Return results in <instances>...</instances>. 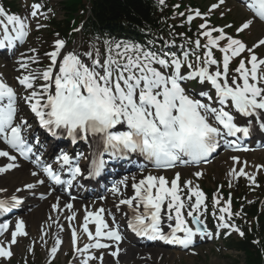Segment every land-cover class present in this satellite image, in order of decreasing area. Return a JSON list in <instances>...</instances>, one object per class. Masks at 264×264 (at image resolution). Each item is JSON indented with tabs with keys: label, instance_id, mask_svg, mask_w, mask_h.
I'll list each match as a JSON object with an SVG mask.
<instances>
[{
	"label": "snow or ice",
	"instance_id": "snow-or-ice-1",
	"mask_svg": "<svg viewBox=\"0 0 264 264\" xmlns=\"http://www.w3.org/2000/svg\"><path fill=\"white\" fill-rule=\"evenodd\" d=\"M160 2L163 3L164 0ZM224 3L225 0H218V3L211 5L208 15ZM245 6L253 13L254 19L264 21V0H245ZM32 7L31 16L36 17L40 6ZM201 15L198 10L195 11L196 17ZM0 17L3 18L0 19V27L4 34V39L0 40V48L13 47L15 40L25 39L28 24L24 18L15 14L8 15L3 8H0ZM188 19L190 22L193 17L189 16ZM253 22V19L245 21L236 30L237 34L249 29ZM9 25L11 31L15 32L14 37L9 34ZM230 27L231 25H225L216 28L207 23L200 25L203 29L200 35L207 40L203 46L200 39H196L194 44L195 49L203 47V56L195 49L185 50L180 56L176 53L145 50L135 43L105 41L106 55L101 59L98 49L95 53L88 51L83 55L75 51L65 52V41L57 40L55 51L47 54L51 60L49 67L41 72L23 75L18 78V82L25 89L31 90L25 99L39 125L53 137L61 132H66L73 141L77 138L87 140L90 136L99 137L103 142L104 153L117 159H127L129 154H138L157 169H170L177 162L199 165L208 160L222 140L226 147L240 150L237 141L242 137H249L251 129L236 123L237 114L255 118L260 130L264 131V58H258L253 49L246 48L241 40L229 36L226 29ZM213 33L218 35L214 37ZM221 41H226L222 47ZM260 46H264V39L259 40L255 47ZM213 49L222 53V62L214 57ZM245 52L250 54L247 58L250 67L246 66L245 59H241L234 70L235 74L229 77L230 61ZM32 62L38 61L32 58ZM19 64L22 69L28 68V63L23 60ZM185 68L186 72L183 71ZM37 80L45 82L39 86V90L35 86ZM191 81L210 85L214 96L211 90L205 91L202 88L199 95L207 98L202 102L187 88ZM117 125L126 126L127 130L113 131ZM29 127L26 120L17 122L16 92L0 80V140L25 159L34 156L32 163L48 180L55 184L66 183L71 187L72 182L82 175L80 167L74 166L73 160L66 153H62L56 160L59 169L42 162L34 151L39 139L34 138V142L30 143L25 135ZM228 137H236V140L226 139ZM104 153L93 159L90 169L92 174L99 175L103 170L106 163ZM0 157H6L12 162L17 159L16 155L6 150H0ZM17 166L15 163H8L6 167H0V173ZM65 167L71 177L67 181L62 180L61 176ZM235 174L234 169L231 175ZM239 174L245 175L243 169ZM32 175L38 176L39 173L33 171ZM195 175L199 177L202 174L197 172ZM249 179L254 181L255 177ZM178 181L179 173L170 182V187L163 175L149 174L138 182L133 177L134 195L119 200L116 205L117 211L120 210V205H127L131 210V216L125 213L128 228L150 241L160 240L185 249L194 244L197 236L211 237L213 233L202 219L207 214L206 206L202 208L204 193L192 186V181H187L184 187L188 189L189 195L185 200L179 195ZM44 182V179H38L36 184L42 185ZM36 184H28L26 188L32 190ZM120 184L127 186V178L121 180ZM111 192L119 194L120 187L114 185ZM192 197H195L194 202ZM20 203L16 196H12L11 201L0 199V212L7 213ZM215 204H219L218 199L214 200ZM66 207L70 211L73 209L71 203H67ZM59 208L57 198L52 209L58 211ZM105 211L107 210L101 208L95 213L86 212L82 232L87 234L89 241L94 242L84 245L83 249L77 247V228L69 225L72 228V245L81 255L90 249L110 247L108 243H101L98 238L117 242L116 250L111 255L116 257L119 254V242L123 237L119 225L109 227L102 215ZM218 212V216L216 212L212 213L218 220V231L230 229L226 235L236 232L241 237L245 236L244 231L230 222L233 215L230 201L226 206L220 207ZM108 215L113 214L108 212ZM74 219L73 212L68 220ZM90 221L96 226L95 235L89 231ZM165 225L170 230L168 233L164 231ZM7 227V224L0 225V234ZM23 228V221H18L12 232L11 244L16 243L17 236L27 235ZM61 244V239L57 237L50 250L51 257L56 256ZM11 255L9 248L0 244V258L8 259ZM95 259L98 257L87 255L81 264H89ZM99 259L102 262V256Z\"/></svg>",
	"mask_w": 264,
	"mask_h": 264
},
{
	"label": "rangeland",
	"instance_id": "rangeland-1",
	"mask_svg": "<svg viewBox=\"0 0 264 264\" xmlns=\"http://www.w3.org/2000/svg\"><path fill=\"white\" fill-rule=\"evenodd\" d=\"M81 0H73V2L79 3ZM202 1V0H200ZM212 0H205V3H202L201 5H208ZM230 20L232 17L229 18ZM242 19H240L241 22ZM256 27V26H255ZM255 27L252 29V31L255 29ZM257 34V33H256ZM262 33H258L254 37L248 33V36H246V39H249L250 42H254L256 39L260 37ZM31 44L34 46H39L37 44V41L34 40ZM30 44V45H31ZM37 59V58H36ZM262 160L264 162V156H262ZM243 159L240 160V162L243 163ZM222 166L218 163L216 167ZM231 167V166H229ZM243 169V172L245 173L246 177H253L256 176L257 170L254 171L253 168H249L247 166H239L235 168L236 174L233 176L231 173L233 170L225 172L226 174V180H233L234 177L239 176L240 170ZM217 172V170H215ZM212 171H210V174ZM187 175V177L194 176L192 174V171L188 173L182 174V176ZM195 177V176H194ZM217 177V176H216ZM206 178L213 182L214 178H212L210 175L206 176ZM211 186V184H209ZM48 235V237L45 239V236ZM53 235L50 234V232L45 231L42 236L38 239L37 248L39 247V252H41L42 260L39 259V255L37 256L36 251L34 254L29 253L28 248V241L26 240L22 241L20 245L14 246V252L15 256L17 257V261L19 262L21 259H23V255L25 256V259L30 260L31 264L39 263L43 264L48 257L50 256V247L53 245L54 240L52 239ZM28 238L27 240H29ZM36 239V238H35ZM156 253L153 257V261L149 259L148 261L139 262L138 260H131L126 261L124 264H244V258L241 253H236L233 251H229L224 248H218L216 246H213L212 244H208L207 246L203 247L196 255H184V254H178L177 252L158 248L155 249ZM32 255V257H30ZM48 255V257H47ZM47 257V258H46ZM33 258V259H32ZM134 261V262H133Z\"/></svg>",
	"mask_w": 264,
	"mask_h": 264
},
{
	"label": "trees",
	"instance_id": "trees-1",
	"mask_svg": "<svg viewBox=\"0 0 264 264\" xmlns=\"http://www.w3.org/2000/svg\"><path fill=\"white\" fill-rule=\"evenodd\" d=\"M94 16L96 20L91 25L106 30H122V21L136 24L138 27H149L153 22V3L145 0H95ZM263 225L260 228L262 233L261 246L264 251V216L261 217ZM247 251L246 264H264V253L247 243L241 246Z\"/></svg>",
	"mask_w": 264,
	"mask_h": 264
},
{
	"label": "bare ground",
	"instance_id": "bare-ground-1",
	"mask_svg": "<svg viewBox=\"0 0 264 264\" xmlns=\"http://www.w3.org/2000/svg\"><path fill=\"white\" fill-rule=\"evenodd\" d=\"M46 161H48V160H45L44 163H46ZM4 162H5V160L3 158H0V167H6L7 166V164H5ZM9 172H11V171H9ZM9 172L6 173L7 176H5V177H2L5 174H3L2 176L0 175V177H1L0 188L3 190V191H0V195H8L11 197L16 196V191L18 188L23 187L24 189H26V185L35 182L33 177H31V175L28 173V167H26L25 165L22 166L21 168H19V170L16 169L15 174L12 172L13 174L10 175L11 173H9ZM117 178H118V176H117ZM108 180H110V179H108ZM111 181H112V179L110 180V182ZM195 184L196 185H204L201 183H195ZM32 193H34L32 195L34 197V200L32 202L33 205H35V203L42 201L39 199V196H48L49 195V198L44 202V204L40 208V211L37 213V215H40L42 213H46V214H44V216L45 215L46 216L42 219V222H43L45 220V218L47 217V219L44 221L45 226H50L52 221L54 220V222H55L56 219L59 220V223H61V221L64 219L66 221V217L72 215L74 212L75 213V219L74 220H76V221H75V223L73 221H71V224H75V226H77V228L79 230L80 235L82 234V226L84 223V220L82 219V217L84 216V212L78 211L74 208L70 211L66 207V204L69 202L65 200V197H60V196H57L55 194H48L46 189H44L43 195H38L37 188H34ZM57 198H59V204H60L59 209L63 210L61 215H58L57 212H52L53 211L52 205L57 203ZM47 207H49V209H50L49 211H47ZM61 228L62 227H57V229H56V234L58 236H60V235L63 236V234H62L63 232H62ZM88 228H91V227H89V225H88ZM62 229L64 231V228H62ZM84 243L89 244L86 240H84ZM119 253H122L121 261L124 262L126 260L134 259L137 252L132 248H125L124 247L123 249H121L119 251ZM102 260L107 261V258L103 257Z\"/></svg>",
	"mask_w": 264,
	"mask_h": 264
}]
</instances>
